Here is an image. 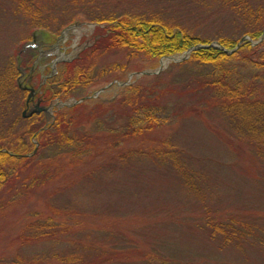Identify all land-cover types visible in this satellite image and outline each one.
I'll use <instances>...</instances> for the list:
<instances>
[{"label":"trees","instance_id":"16d2710c","mask_svg":"<svg viewBox=\"0 0 264 264\" xmlns=\"http://www.w3.org/2000/svg\"><path fill=\"white\" fill-rule=\"evenodd\" d=\"M188 1L195 3L190 8L200 10L196 13L203 21L212 16L225 20L233 36L216 33L215 40L202 38L185 23L165 19L156 12L109 10L100 0H7L8 5L0 0V14L7 6L12 13L20 14L19 23H13L15 20L11 23L27 29V36L22 37L24 41L35 37L40 46L52 41V37L70 24L96 25L89 46L76 57L59 63L53 74L40 78L42 97L38 99L44 104L54 99L84 97L82 89L94 84L101 73H98L101 68L93 71L94 59L107 50L121 48L161 57L190 49L184 62L172 65L183 66L186 71L172 80L176 90L171 87L174 95L171 110L177 111L171 113V121L180 116L202 114L209 107L216 108L229 133L224 137L226 146L237 159L234 168L230 167L250 169L256 161L259 163L255 166L257 174L264 177V0ZM63 13L69 14L51 19L57 22L53 25L44 18ZM5 28L6 22L0 20L1 34ZM245 35L255 40L261 38L257 43L244 39L232 52L218 46H199L218 41L234 49ZM35 52L22 50L0 59V192L3 194L0 206L15 207L20 197L30 196L50 185L48 214L33 219L17 235L23 247L41 242L48 244L58 240L60 234L72 231L73 225L64 226L55 219L60 215L79 216L87 212L111 217L110 225L101 238L89 237L87 233L83 238L72 240L69 250L31 255L18 252L12 257L0 258V264H129L127 253L136 252V242L125 232H119V227L123 222L128 224L142 217L153 220L166 217L168 220L164 223H171L176 232L181 231L179 228L188 230L195 226L196 229L188 232L210 238L214 243L218 241L225 247L233 241L240 240V244H236L239 247L250 241L253 246L256 238L263 240L254 228L252 230L251 224L238 221L234 216L218 220L217 213L210 212V205H216L217 199L208 188L206 158L194 159L176 141L165 139L147 148L129 147L115 151V156L102 163L91 165L103 150L141 140L167 122L169 115L164 114L157 102L161 91L156 93L154 89L133 83L107 102L85 97L72 105L54 106L50 121H45L42 112L25 118L19 113L10 116L12 98L18 97L20 109L27 95L22 85H32L31 63ZM24 55L27 60H20ZM180 80L182 83L176 84ZM21 120L26 124L16 129ZM84 124H90L89 128ZM251 161V165L243 166ZM116 163L117 170L113 169ZM30 164L33 167L25 170ZM68 168L73 174L78 172V176L69 179ZM75 178L79 185H75ZM60 182L63 183L58 184ZM76 186L79 192L68 197ZM82 190L94 200L87 203L77 200L76 207V199L83 196ZM59 198L61 201L56 202ZM193 208L201 210L194 219L189 217ZM237 222L239 228L235 226ZM161 224L160 219H155L146 228L155 229ZM171 245L174 246L173 242Z\"/></svg>","mask_w":264,"mask_h":264},{"label":"rangeland","instance_id":"374dc122","mask_svg":"<svg viewBox=\"0 0 264 264\" xmlns=\"http://www.w3.org/2000/svg\"><path fill=\"white\" fill-rule=\"evenodd\" d=\"M5 1L7 0H3L4 4L8 5ZM100 1L104 2L103 7L105 6L109 10L114 8L115 10L125 11L127 13H139L140 11L156 12L165 19L185 23V25L192 28L194 33H197L202 38L215 40L214 35L216 33L233 36L231 26L225 20L212 16L203 21L201 16H197L196 13L200 12V10L191 9L190 7L195 6V3L188 0ZM8 8L10 6H7V9L0 14V20L6 22L4 32L2 34L0 33V59H4L6 56L8 57L10 54L16 55L21 44L25 42L22 37L27 36V29L24 26L16 27L11 23L15 20L13 23L18 24V21L22 19L20 17L21 15L12 13L13 10ZM68 14L63 13L51 18H44L53 25L57 22L51 21V19H61ZM7 22L9 23L8 25ZM95 26L94 23L90 22L73 23L66 26L58 35L52 37L58 48L62 47V50L55 51L56 57L62 58L65 61L79 55L82 49L93 42ZM249 40L252 43L257 41L252 38ZM221 46L224 47L223 45ZM224 48L227 50L226 52L231 50V48ZM186 51L188 50L167 56L150 57L138 51L130 52L116 48L112 49V51L107 50L103 54H98L95 57L93 71L101 68V71H98V73H101L94 84H91L86 89H82L83 92L81 94L85 96L83 95L84 97L79 100L85 97H95L98 98L97 100L107 102L119 96V93L123 92L122 90L126 85L136 83L141 88L154 89L156 93H159V91L162 92L157 102L160 109H163L164 114H168L169 118L167 122L157 127L152 133L141 138V140L120 143L117 148L110 149L111 151L103 150V154L96 156V162L91 165L99 164V162L102 163V161L115 156L117 154L115 151L120 152L129 147L141 146L147 148L149 145L158 144L165 139H170L171 142L176 141L186 152H190L194 159L201 161L198 159L199 156L206 158L207 169L205 172L207 173L206 180L208 182V188L217 199L218 204L210 205V212H216L218 220H226L230 216H234L238 221L247 222L252 225V230L254 228L255 233L259 237H263L261 242L256 238L254 243L252 242L253 246L250 245V239H246L250 242H246L247 244L245 245L241 244L242 247L239 246L241 249L236 247L237 243L240 244V240L233 241L225 247L218 241L214 243L210 241V238L205 237V239L196 236L194 232H188V230L196 229L195 226H191L188 230L179 228L181 231H173L171 223H164L168 220L166 217H155L154 220L160 219L163 224L157 225L155 229H147L146 227L154 220L153 218L148 219L142 217L137 220H131L128 224L127 222H123L119 227V232H125L130 239L136 242L135 248H137L136 252L139 254V257L136 252L129 250L130 253H127L130 255L127 259L129 264H157L158 261L161 262L160 264H264V177H260L257 174L255 166L259 163L255 161L252 164V160L251 163L243 165L248 166V164H252L250 169H232L237 159L236 157L234 158V153L231 148L226 146L227 141H225L224 137H226V134L229 135V133L226 130L225 122L221 114L216 108L209 107L204 109L202 114H189L185 118H181L182 116H180L179 119L171 121V113L177 111V109L171 110V105L174 101V95L171 94V87L175 88L172 80L178 74L182 75L184 73L183 71H186L183 66L176 67L172 65L174 63L184 62L190 53L189 51L186 54ZM171 56L175 58L185 57L174 61L168 58ZM19 59L27 60L25 55L20 56ZM46 61L41 58L35 59V57L32 59L31 78L33 80H31L32 85L30 86L35 88L37 92L36 97L30 101H26L25 98L24 105L20 109L17 104L18 97L12 98V102L9 105L10 116H17L18 113L22 115L24 113L25 116L22 115V117L25 118L31 111L36 109L35 105H38L44 108L41 112L45 117V121H50L53 117L54 106L60 108L64 105H72L73 102L79 101L70 97L65 100L54 99L47 104L42 102L37 103L35 99L42 97L40 78L49 71L48 67L50 64ZM235 65L240 67L238 62ZM139 71H148L149 73H140ZM181 83L182 81L176 84ZM25 124L26 121L21 120L15 127L16 129H22ZM89 125H85V128L88 129ZM100 134L102 133L98 135ZM35 149L36 146L33 148V151ZM115 165L113 169H119L118 163ZM31 167L33 165L30 164L24 168L25 170H30ZM81 169L82 167L79 168L78 172ZM68 171L69 173L66 176L69 179H72L73 176H78V172L73 174L70 168L67 169ZM208 177H211V179L209 180ZM62 183L60 182L58 184ZM74 183H76L75 185L80 184L77 178H75ZM50 190L51 187L48 185L43 190H39L30 196L20 197V201L15 207L3 208L2 205L0 206V258L12 257L18 252H21L23 255H31L37 252L45 254L48 250L66 251L70 249L72 240L76 241L77 238H83L82 235L87 233L89 237L101 238L104 234V229H109V218L111 217L96 216L87 212L79 216L60 215L54 218L62 222L64 226H67V224L73 225L71 226L72 231L69 233L66 232V234H60L58 240L48 244L47 242H41L23 247L22 243L17 239V235L33 219L40 216L44 217L48 214L47 203L50 197L47 195ZM78 192L79 187L76 186V189L71 191L68 197H72ZM1 193L0 199L3 196ZM81 193L83 196L80 200L76 199V207L79 205L78 202L87 203L88 201L94 200V197L86 191L83 192L82 190ZM95 199L98 200L100 198ZM60 201L61 198L57 199L56 202ZM211 203L213 204V201ZM200 212L201 210L194 209L193 214H189V217H193L194 219L195 215ZM235 226L239 228L240 224L237 222ZM169 239L170 241H168ZM172 242L174 246L171 245ZM110 264L114 263L110 262Z\"/></svg>","mask_w":264,"mask_h":264},{"label":"water","instance_id":"95a60500","mask_svg":"<svg viewBox=\"0 0 264 264\" xmlns=\"http://www.w3.org/2000/svg\"><path fill=\"white\" fill-rule=\"evenodd\" d=\"M263 33H264V29H263ZM248 37H249L248 35H245V36L241 37L240 40L238 41L236 47L234 49H231L229 52H232L233 50H235L244 39H249ZM199 46H203V47L218 46V47L222 48L223 50L227 51L224 47H222L220 45V43L218 41H212L209 44L199 45ZM189 51H190V49H188V51H186V54ZM184 57L185 56H182L181 58H175V57L171 56V57H168V58H170L171 60L177 61V60L182 59ZM139 72L140 73H149L148 71H139ZM100 90H102V89H100ZM41 110H44V108L37 107L36 109H34L33 111H31L27 116L31 115L33 112H39ZM22 115L25 116L24 113Z\"/></svg>","mask_w":264,"mask_h":264}]
</instances>
